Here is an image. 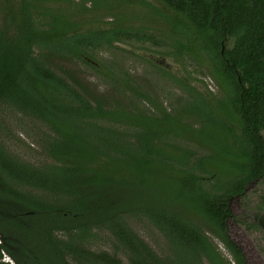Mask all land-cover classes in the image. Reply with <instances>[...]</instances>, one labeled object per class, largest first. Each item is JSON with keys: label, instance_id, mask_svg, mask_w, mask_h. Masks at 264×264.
<instances>
[{"label": "trees", "instance_id": "16d2710c", "mask_svg": "<svg viewBox=\"0 0 264 264\" xmlns=\"http://www.w3.org/2000/svg\"><path fill=\"white\" fill-rule=\"evenodd\" d=\"M158 1L177 14L163 54L203 65L220 93L192 96L175 114L127 75L117 82L130 98L110 103L56 62L95 68L94 54L116 42H155L144 27L81 31L72 18L86 4L68 13L42 0H0V110L48 130L46 160L36 166L0 143V258L5 251L16 264H231L214 235L235 264H246L228 221L232 201L264 179V0ZM134 218L158 229L168 252L142 239ZM102 233L125 260L90 249Z\"/></svg>", "mask_w": 264, "mask_h": 264}, {"label": "rangeland", "instance_id": "374dc122", "mask_svg": "<svg viewBox=\"0 0 264 264\" xmlns=\"http://www.w3.org/2000/svg\"><path fill=\"white\" fill-rule=\"evenodd\" d=\"M95 2H98L97 7H94ZM81 3L86 4L89 10H84L83 14L72 18L81 31L109 29L123 23L134 28L144 27L156 38L155 42L126 40L114 43L117 48L105 47L94 54L96 61H90V65H96L95 68L77 59L68 62L56 59L59 66L68 68L90 90L109 95L110 98L107 97V99L110 103L120 102L122 97L130 98L132 93L126 88L124 81L120 84L117 82L118 76L127 75L125 81H128L131 87L139 88L152 97L158 107L161 106L173 114L184 111L186 104L193 100L192 96H197V94L211 96L210 93H213L219 96L217 83L210 77L203 65L199 66L189 57L180 59L173 55L163 54L169 52L173 44L171 20L177 16L163 3L158 0H87L86 3L82 0H71V4H68L62 1L42 0L41 5L55 12L60 9L70 13L74 8L79 10L77 4ZM148 60L155 61L166 68L175 76V79L163 76ZM125 88L123 96L121 92ZM146 104L153 109L152 105ZM187 120L188 123L199 126L192 117ZM47 131L41 124L32 122L23 113L8 107L0 110V143L20 160L35 166L46 160L43 147L47 142ZM187 146L198 155L202 154L199 148L193 145ZM263 197L264 179L257 184H251L244 198L235 199L231 203L233 217L229 221V233H231V238L243 246L247 264H264V231L256 228L251 230L238 219L244 216L247 223L257 222L256 215L264 214ZM256 204L262 206L261 209ZM130 225L160 255L168 252L161 232L145 218L131 219ZM210 236L225 260L235 264L233 256L225 245L216 236ZM111 241L102 233L88 243L90 249L95 252L116 253L125 260L122 252H116L112 248ZM1 242L4 240L0 235ZM1 261L16 264L7 252L1 253ZM203 264L210 263L205 261Z\"/></svg>", "mask_w": 264, "mask_h": 264}, {"label": "flooded vegetation", "instance_id": "af4514ba", "mask_svg": "<svg viewBox=\"0 0 264 264\" xmlns=\"http://www.w3.org/2000/svg\"><path fill=\"white\" fill-rule=\"evenodd\" d=\"M256 206L258 207V208H260L259 207V205H257L256 204ZM255 206V207H256ZM261 209V208H260ZM246 220V219H245ZM256 220H257V222H251V223H253L254 224V226H252V227H249V223H247V221H245L244 222V224L246 225V227L247 228H249V229H251V230H253L254 228H256V229H261V230H263L264 231V214H257L256 215ZM239 221V220H238ZM241 242V241H240ZM0 244H3L2 242L0 243ZM3 252H5V251H3ZM13 260V259H12ZM5 263H8V262H5ZM246 264H247V262H246Z\"/></svg>", "mask_w": 264, "mask_h": 264}, {"label": "water", "instance_id": "95a60500", "mask_svg": "<svg viewBox=\"0 0 264 264\" xmlns=\"http://www.w3.org/2000/svg\"><path fill=\"white\" fill-rule=\"evenodd\" d=\"M230 208H231V205H230ZM230 221V220H229ZM229 221H228V223H229ZM230 231V230H229ZM229 236H230V239L241 249V251L243 252V255H244V258L246 259V254H245V252H244V250H243V246L242 245H240L238 242H236L233 238H231V233H229Z\"/></svg>", "mask_w": 264, "mask_h": 264}]
</instances>
